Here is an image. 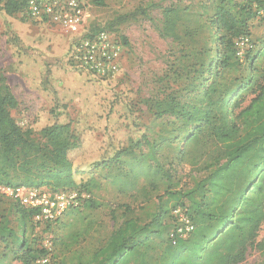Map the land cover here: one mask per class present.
<instances>
[{
	"label": "rangeland",
	"instance_id": "rangeland-1",
	"mask_svg": "<svg viewBox=\"0 0 264 264\" xmlns=\"http://www.w3.org/2000/svg\"><path fill=\"white\" fill-rule=\"evenodd\" d=\"M214 1L80 0L86 17L75 31L0 11V75L15 100L11 117L40 144L45 143L43 128L55 122L70 124L80 143L69 154L74 181L78 188L86 186L89 196L81 209L67 212L59 223L38 232L11 200L0 197V225H7L33 249L46 243L56 264H95L110 235L125 221L147 223L159 207L165 211L180 204L192 208L184 194L206 176L201 166L213 150L207 126L201 122V110L209 107V87L216 89L215 102L224 92H232L236 82L264 72V7L253 6L257 14L247 20L240 36L246 40L239 49L241 57L235 53L237 60L221 67L220 33L211 24ZM247 2L233 0V5L237 9ZM163 7L181 10L178 39L161 36ZM129 15L133 16L123 21ZM99 31L111 34L123 47L120 70L105 79L68 63L74 42ZM10 34L23 48L10 41ZM252 62L256 71L249 73ZM253 90L241 93L239 108L253 97ZM127 104L134 107L137 127L127 114ZM214 108L209 107L213 114ZM142 133L155 146L156 161L143 144L134 156L95 168L118 146H126ZM16 162L24 165L27 159L19 154ZM41 163L45 162L29 165L30 173L13 169L1 179L12 185L38 183L45 175L38 167ZM6 240L0 241V264H21L12 240L8 236ZM257 241H264V223ZM165 246L162 238L153 239L147 260L161 262ZM241 264H264V254L250 250Z\"/></svg>",
	"mask_w": 264,
	"mask_h": 264
},
{
	"label": "trees",
	"instance_id": "trees-1",
	"mask_svg": "<svg viewBox=\"0 0 264 264\" xmlns=\"http://www.w3.org/2000/svg\"><path fill=\"white\" fill-rule=\"evenodd\" d=\"M25 1L0 0V11L8 16L15 13L23 16ZM253 6L264 7V0H248L246 5L237 6V9L233 0L214 1L211 24L216 26V33H220L218 47L223 50V57L219 60L221 67L231 66V61L237 60L234 40L245 34L247 20L257 14ZM180 12V9L173 7L161 9L162 37L178 39L176 29L181 19ZM130 16L122 18L123 21ZM10 41L19 49L23 48L12 34ZM45 69L48 75L46 66ZM250 71H256L253 62L249 65ZM46 81H43L44 88H47ZM253 87V97L239 108L241 102L237 99L242 96L241 93ZM215 91L214 87L208 89V106L215 105V114L209 107L201 110V122L207 126V141L213 147L207 152V164L201 166V172H206V176L184 194L191 202L193 213L188 206L185 208L180 204L168 211L159 207L150 221L144 224L134 219L125 221L110 235L100 253L102 258L96 260L95 264H241L250 250L264 254V241H257L264 223V72L258 77L248 76L244 81L236 82L232 92H224L213 102ZM235 91L239 93L234 95ZM14 104L6 78L0 75V184L17 186L3 181L2 176L13 169L30 173L32 167L29 165L42 160L45 163L38 165L45 174L42 179L38 183L28 181L19 185L55 191H86V186L78 188L74 181L69 154L80 143L79 138L71 134L70 124L55 122L46 126L40 131L45 143L40 144L31 138L29 129L22 130L11 117L10 108ZM230 104L232 108L229 110ZM126 109L132 125L137 127L133 105L127 104ZM143 144L149 149V158L156 161L155 146L142 133L126 146H118L109 157L97 162L95 168L118 164L121 158L134 156L135 150ZM19 154L27 159V163L17 166ZM13 203L31 221V226L37 232L52 226L53 223L35 224L33 211ZM176 206L187 211L194 230L187 239L178 240L172 245L167 233L171 228V210ZM7 236L18 251L16 259L21 264H36L37 259L49 254L48 249L40 245L33 249L7 225H0V241L6 243ZM156 238H162L166 246L161 262L150 263L146 252ZM51 257L53 260V255ZM53 264H56L55 259Z\"/></svg>",
	"mask_w": 264,
	"mask_h": 264
},
{
	"label": "built area",
	"instance_id": "built-area-1",
	"mask_svg": "<svg viewBox=\"0 0 264 264\" xmlns=\"http://www.w3.org/2000/svg\"><path fill=\"white\" fill-rule=\"evenodd\" d=\"M23 17L33 22L48 23L65 31H75L83 26L86 13L80 0H26ZM245 44L246 40L242 37L234 42L237 57H241L239 49ZM122 51V45L111 34L99 31L82 36L74 42L68 55V63L92 76L110 78L120 70ZM0 197L33 211L32 220L35 224L55 223L67 212L81 209L89 198L86 192L79 189L55 191L2 184ZM171 217L167 238L175 245L178 240L187 239L193 232L194 225L181 206L171 210ZM43 245L47 249L46 243ZM36 264H53L51 255L37 259Z\"/></svg>",
	"mask_w": 264,
	"mask_h": 264
}]
</instances>
